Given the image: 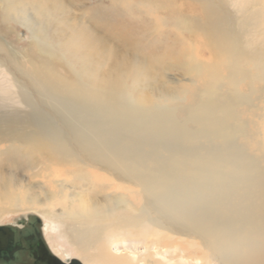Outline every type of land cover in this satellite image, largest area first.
<instances>
[{
    "label": "bare ground",
    "instance_id": "obj_1",
    "mask_svg": "<svg viewBox=\"0 0 264 264\" xmlns=\"http://www.w3.org/2000/svg\"><path fill=\"white\" fill-rule=\"evenodd\" d=\"M6 1V16L35 28V40L34 52L17 58H13L17 50L0 40V75H9L5 92H10L13 102L24 104L22 97H31L20 92L27 81L43 98L61 99L63 118L70 122L69 132L64 133L51 122H32L8 113L0 120V139L19 142L33 162L41 158L63 171H74L77 181L85 175L84 168L99 169L125 187H137L144 200L136 208L122 193H111L109 199L110 194L86 193L91 198L87 199L75 191L70 205L63 207L64 220L58 221L61 213L48 204L61 196V185L51 196L23 195L19 180L13 190L0 191V213L10 207L39 209L58 222L59 232L87 264H140L137 258L112 251L110 245L117 240L113 233L135 229L149 234L155 227L171 237L189 238L193 246L197 240V248L205 252L190 260L185 254L174 260L180 250L171 244L161 264H263L264 167L235 139L245 128L237 108L253 105V95L264 87V0H129L156 13L159 24L174 27L177 48H172L168 37L146 49L144 32L137 24L124 22L108 26L107 33L115 38L109 36L113 42L105 47V37L83 27L73 31L67 42L77 67L60 61L63 57L55 46L36 33L39 21L32 13L36 10L44 23L50 22L54 15L68 11V0H17L14 8L9 4L16 0ZM96 24L100 30L109 23L101 19ZM198 48L208 50L209 56L199 58ZM5 52L11 59L2 58ZM6 59L16 69L8 67ZM172 71L204 79V87L197 88L199 99L183 110L181 119L152 97L155 89L170 91L173 82L166 79ZM67 102L73 108L66 110ZM86 109L95 114L82 118ZM119 125L135 129L144 142L154 140L150 149H142V141L134 146L127 136L110 137ZM158 142L170 145L169 149L162 151ZM172 146L187 150L172 151ZM97 197H106L105 204ZM124 209L137 212L121 214ZM46 226L44 221L43 230ZM92 245L98 253H89ZM153 262L157 261L144 264Z\"/></svg>",
    "mask_w": 264,
    "mask_h": 264
},
{
    "label": "rangeland",
    "instance_id": "obj_2",
    "mask_svg": "<svg viewBox=\"0 0 264 264\" xmlns=\"http://www.w3.org/2000/svg\"><path fill=\"white\" fill-rule=\"evenodd\" d=\"M15 3H17V0L15 2L11 1L9 6L14 8ZM7 6L8 2L6 0H0V40L7 46L13 47L14 51L15 49L17 50L18 53L15 51L17 55H13V58H17L18 56L21 57L25 52L33 53L34 46L32 41L35 40V28H30L26 21L20 22V20L16 17H7ZM67 7L68 11L65 12V14L61 13L57 16L54 15L50 22L47 21L45 23L44 18L36 14V10H32V13L34 12V16L38 18L37 20L39 21L36 33H40L46 37L55 46V49L60 53V56L63 57L60 61L71 62L76 67L78 66V62L67 52V42L73 31H77L83 27H87L91 31L95 30L98 32V35L105 37V47L110 45L109 41L111 43L113 42L109 39V36L111 39L115 38V35L113 38L110 32L109 34L107 33L109 29L108 26L112 25L113 27H118L126 23V26L137 24L138 29L144 32L142 33V37L146 36L148 38L147 45H145L146 49H153L156 45H160L165 42L168 37L171 38L168 39V43L172 46V48H177L174 38V27H167L164 25L163 21L161 22L162 25L159 24V19L156 13L151 14L150 12L145 11L141 6L133 5V3L129 2V0H68ZM101 19L109 24L101 26V29L98 30V24L96 23ZM199 40L201 41L200 37L197 43ZM138 44L143 46L141 42ZM197 53H201V55L198 56L199 58L204 59L209 56L208 50L206 49L198 48ZM6 56L7 58H10L6 52L2 58L5 59ZM6 62L8 67L16 69L9 60ZM21 75L17 78H22ZM167 78L168 79H165L173 82L171 83L172 87L170 91H167L166 89H155L152 96L154 103L159 102L163 106L174 109L175 114L181 119L184 117L183 110L191 104H194L199 99L201 91H198L197 88L202 89L204 87V79L196 76H188L186 74L182 75L176 71L170 72ZM8 80L9 75H0V86L4 89L0 90V120L9 115L8 113H16L21 114L25 117V119L31 120L32 122L38 121V123L42 124L43 122H51V124L57 128L62 129L64 133L69 132V126L67 125L70 121L68 122L69 117L67 116L65 119L63 118L65 104L59 102L61 99H58L56 103L54 101L51 102L50 100H47L46 97L43 98L39 91H35L34 86L28 84L27 81L24 80L26 86H23L20 89V92L23 95L29 94L31 97H29V99L22 97L26 100L24 104L22 102H13L9 99V97H11L9 94L10 92H5V90L10 87ZM242 88L245 89V87ZM221 93L225 94L226 92L223 91ZM221 98H224V95H221ZM66 104V110L67 108H73L71 103L67 102ZM252 104L253 105L248 108L241 106L237 108V113L239 114L245 128L241 129L242 131L237 135L235 143L238 146H241V149L244 150L248 156L253 157L257 160L259 165L264 167V87L263 89H259V91L253 95ZM94 114L95 113L88 109H86L84 113H81L82 118H91ZM117 127L118 132H113L116 134H112L110 137H114L113 135L127 136L129 141L133 142L134 146L142 141L139 143L144 144L142 149H150V145L148 144L154 140H146L144 142L142 136L139 135L135 129L125 128L123 125H119ZM158 143L159 148H163L162 151L166 152V149H169L170 147V145L166 146L164 142H162L161 145V142ZM22 147L24 148V146L20 145L19 142L8 137L0 139V191L5 192V190H13L17 186L16 184H19V180H21L20 183H22V186L19 191L21 194H36L38 196L45 197V195L51 196L53 190H61L57 187L58 185H61V188L63 189L61 196H57L52 199L48 204L49 207L54 209L57 214L61 213L58 221L64 220L65 214L62 213L64 210L63 207L64 205H70L68 204L70 197L75 191L82 193V195L87 199L91 198L85 195L86 193L88 195H111V193H122V198L125 197L134 207L139 208L143 204V195L137 187H125L122 183L113 181L99 169L84 168V170H86L84 173L85 175H80L77 181L74 171L70 173L69 171H63V169H60L54 164H51L41 158L33 162L34 160L26 154L25 148L22 149ZM173 150L183 152L186 151L187 148L184 146H172V151ZM163 158L168 159V156L164 155ZM101 184H104V187L100 186ZM107 184L111 185L107 186ZM96 190H98L99 193L100 191L105 192L104 194H99ZM110 197L113 196H109L108 199ZM93 198L95 199L94 196ZM97 199L100 200L102 205L105 204L106 197H97ZM9 200H11V198ZM112 200L113 199H110V201ZM120 211L122 212L121 214L125 215H131V213L137 212L136 210L131 212L129 210L126 211L125 209ZM26 213H36L44 219L47 224L46 228L44 227L46 240L52 251L63 261H66L65 259L67 258H76L83 264H87L76 250V247L71 244L69 239L66 238L63 233L59 232L57 226L58 222H54L43 216L39 209H20L17 207H10L7 211L0 213V224L11 223L19 215H24ZM117 214L120 213L117 212ZM166 233L167 231L161 230L158 227H155L152 232H149V234L144 230L133 229L132 232L131 230H123V233H120L117 230L113 233L117 235V240L114 241L110 247H112L113 252L119 255L139 259L140 264H144L151 259L157 261L152 264H161L160 261L163 260V255L165 254V251L170 248L171 244H175L180 250L177 254L172 256L174 260L179 259L182 254H185V256H187L190 260L205 253L197 248V246H199V241H192L194 244L197 243L193 246L191 245L192 243H190L191 240L189 238L171 237ZM88 251L89 253L96 254L98 253V248L97 246L92 245L88 247Z\"/></svg>",
    "mask_w": 264,
    "mask_h": 264
},
{
    "label": "water",
    "instance_id": "obj_3",
    "mask_svg": "<svg viewBox=\"0 0 264 264\" xmlns=\"http://www.w3.org/2000/svg\"><path fill=\"white\" fill-rule=\"evenodd\" d=\"M43 226V219L36 213L0 224V264H68L50 248ZM67 261L83 264L76 258Z\"/></svg>",
    "mask_w": 264,
    "mask_h": 264
},
{
    "label": "flooded vegetation",
    "instance_id": "obj_4",
    "mask_svg": "<svg viewBox=\"0 0 264 264\" xmlns=\"http://www.w3.org/2000/svg\"><path fill=\"white\" fill-rule=\"evenodd\" d=\"M68 264H70V263H68Z\"/></svg>",
    "mask_w": 264,
    "mask_h": 264
}]
</instances>
